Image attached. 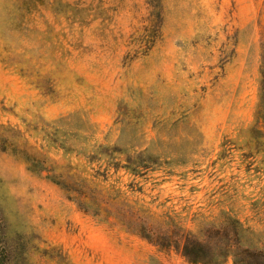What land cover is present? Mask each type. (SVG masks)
I'll list each match as a JSON object with an SVG mask.
<instances>
[{"label":"rangeland","instance_id":"obj_1","mask_svg":"<svg viewBox=\"0 0 264 264\" xmlns=\"http://www.w3.org/2000/svg\"><path fill=\"white\" fill-rule=\"evenodd\" d=\"M262 74L264 0H0V264H193L168 233L224 219L264 242Z\"/></svg>","mask_w":264,"mask_h":264},{"label":"trees","instance_id":"obj_2","mask_svg":"<svg viewBox=\"0 0 264 264\" xmlns=\"http://www.w3.org/2000/svg\"><path fill=\"white\" fill-rule=\"evenodd\" d=\"M157 16H159L158 12ZM257 114H264V75L261 80ZM139 157H141L140 154L136 156V159ZM134 160L128 159L124 165L132 173L136 172ZM48 178L54 179V182L85 210H90L95 215L103 214L106 219L113 216L127 227L138 228L143 236L150 240L154 239L158 245L161 244L151 226L148 227L149 225H146L144 221H140V219H147L143 206L131 205L128 200L122 199L118 194L119 191H116L117 195L112 196L109 193H102L97 186H88L86 179L68 182L58 179L56 175H48ZM104 205H110L112 208H104ZM245 231L238 221L224 219L218 225L212 224L207 230L209 235L205 238L187 232L179 233L181 239H175L168 233V247L181 246L182 257L193 264H225L229 259L233 264H264V242L259 239L255 245L244 244L242 237Z\"/></svg>","mask_w":264,"mask_h":264}]
</instances>
